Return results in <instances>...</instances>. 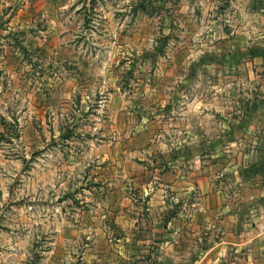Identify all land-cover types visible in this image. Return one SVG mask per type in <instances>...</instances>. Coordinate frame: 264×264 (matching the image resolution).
I'll list each match as a JSON object with an SVG mask.
<instances>
[{"label": "rangeland", "instance_id": "1", "mask_svg": "<svg viewBox=\"0 0 264 264\" xmlns=\"http://www.w3.org/2000/svg\"><path fill=\"white\" fill-rule=\"evenodd\" d=\"M62 1L53 63L37 71L25 56L0 80V264H74L80 221L128 170L113 145L172 105L179 78L198 79L183 94L210 95L201 66L223 61L210 54L229 26L222 0ZM167 121L154 119L156 135Z\"/></svg>", "mask_w": 264, "mask_h": 264}, {"label": "crops", "instance_id": "2", "mask_svg": "<svg viewBox=\"0 0 264 264\" xmlns=\"http://www.w3.org/2000/svg\"><path fill=\"white\" fill-rule=\"evenodd\" d=\"M221 5L229 26L213 31L225 41L210 54L223 61L201 66L212 93L185 95L181 88L198 79L179 78L172 105L157 117L143 113L125 150L113 145L128 170L100 189L80 221L74 264H264V0ZM67 7L0 0V80L25 56L37 71L53 63L46 45ZM155 118L175 124L156 135Z\"/></svg>", "mask_w": 264, "mask_h": 264}]
</instances>
